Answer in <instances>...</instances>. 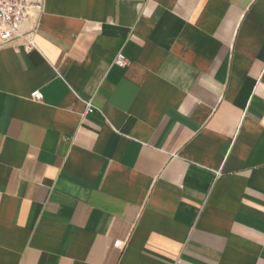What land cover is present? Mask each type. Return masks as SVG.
I'll return each mask as SVG.
<instances>
[{
  "label": "crops",
  "instance_id": "0c3cea01",
  "mask_svg": "<svg viewBox=\"0 0 264 264\" xmlns=\"http://www.w3.org/2000/svg\"><path fill=\"white\" fill-rule=\"evenodd\" d=\"M34 26L0 47V264H264V0H47Z\"/></svg>",
  "mask_w": 264,
  "mask_h": 264
},
{
  "label": "built area",
  "instance_id": "2783aa9c",
  "mask_svg": "<svg viewBox=\"0 0 264 264\" xmlns=\"http://www.w3.org/2000/svg\"><path fill=\"white\" fill-rule=\"evenodd\" d=\"M47 0H0V47L14 44L17 49L29 52L36 48V26L23 30L24 25L33 16L41 17L46 11ZM20 43L15 44L16 41ZM118 65L126 64V57L118 53L115 58ZM33 99H39L40 91L31 94ZM87 107H93L86 102Z\"/></svg>",
  "mask_w": 264,
  "mask_h": 264
}]
</instances>
